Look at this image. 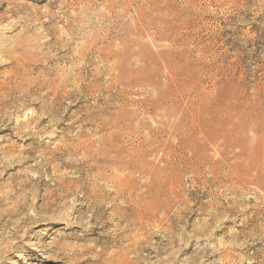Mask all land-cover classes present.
<instances>
[{
    "label": "rangeland",
    "instance_id": "obj_1",
    "mask_svg": "<svg viewBox=\"0 0 264 264\" xmlns=\"http://www.w3.org/2000/svg\"><path fill=\"white\" fill-rule=\"evenodd\" d=\"M0 212V264H264V0H0Z\"/></svg>",
    "mask_w": 264,
    "mask_h": 264
},
{
    "label": "bare ground",
    "instance_id": "obj_2",
    "mask_svg": "<svg viewBox=\"0 0 264 264\" xmlns=\"http://www.w3.org/2000/svg\"><path fill=\"white\" fill-rule=\"evenodd\" d=\"M19 64H20V63H19ZM49 111H50V110H49ZM15 127H16V126H15ZM11 131H12V130H11ZM39 149H40V148H39ZM2 151H3V150H2ZM46 166H47V165H46ZM78 172H79V171H78ZM75 187H76V186H75ZM73 193H74V192H73ZM71 194H72V193H71ZM1 204H2V203H1ZM0 213H1V212H0ZM2 216H3V214H2ZM2 216H1V217H2Z\"/></svg>",
    "mask_w": 264,
    "mask_h": 264
}]
</instances>
